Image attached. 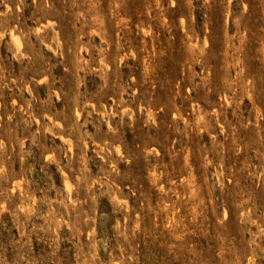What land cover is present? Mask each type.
I'll return each mask as SVG.
<instances>
[{"label":"rangeland","instance_id":"374dc122","mask_svg":"<svg viewBox=\"0 0 264 264\" xmlns=\"http://www.w3.org/2000/svg\"><path fill=\"white\" fill-rule=\"evenodd\" d=\"M0 264H264V0H0Z\"/></svg>","mask_w":264,"mask_h":264}]
</instances>
